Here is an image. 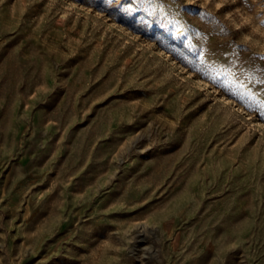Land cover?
Here are the masks:
<instances>
[{
    "label": "rangeland",
    "instance_id": "1",
    "mask_svg": "<svg viewBox=\"0 0 264 264\" xmlns=\"http://www.w3.org/2000/svg\"><path fill=\"white\" fill-rule=\"evenodd\" d=\"M0 264H264V0H0Z\"/></svg>",
    "mask_w": 264,
    "mask_h": 264
}]
</instances>
